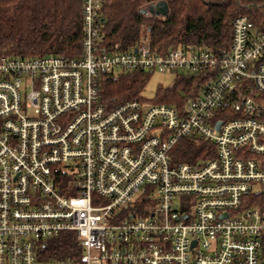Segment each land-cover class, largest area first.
Listing matches in <instances>:
<instances>
[{"label": "built area", "instance_id": "1", "mask_svg": "<svg viewBox=\"0 0 264 264\" xmlns=\"http://www.w3.org/2000/svg\"><path fill=\"white\" fill-rule=\"evenodd\" d=\"M82 0L81 53L0 57V264H264V30L232 22L228 50L103 46ZM204 75L179 110L101 101L116 72ZM182 139L207 145L194 161ZM64 232L78 254L42 259Z\"/></svg>", "mask_w": 264, "mask_h": 264}, {"label": "trees", "instance_id": "2", "mask_svg": "<svg viewBox=\"0 0 264 264\" xmlns=\"http://www.w3.org/2000/svg\"><path fill=\"white\" fill-rule=\"evenodd\" d=\"M100 1L101 44L109 50L146 41L160 53L175 47L204 46L219 56L230 46L235 17L246 15L257 29L264 30V0ZM157 3L166 7L164 15L149 12ZM81 7L82 0H0V57L30 58L48 53L78 57L83 36ZM148 74L127 71L103 77L101 101L111 107L127 99H142ZM205 77L176 74L172 85L158 88L153 101L181 110L198 94ZM206 145L199 139H182L174 155L179 161H194ZM77 254L72 232L41 244L42 259H70Z\"/></svg>", "mask_w": 264, "mask_h": 264}, {"label": "rangeland", "instance_id": "3", "mask_svg": "<svg viewBox=\"0 0 264 264\" xmlns=\"http://www.w3.org/2000/svg\"><path fill=\"white\" fill-rule=\"evenodd\" d=\"M178 74H186L180 72ZM176 79V74L174 73H162L155 71L148 74L147 82L140 93V97L144 100L145 103H152L155 99L156 92L159 87H169L174 83Z\"/></svg>", "mask_w": 264, "mask_h": 264}, {"label": "water", "instance_id": "4", "mask_svg": "<svg viewBox=\"0 0 264 264\" xmlns=\"http://www.w3.org/2000/svg\"><path fill=\"white\" fill-rule=\"evenodd\" d=\"M148 10L149 12L153 14L164 15L166 7L161 3H157V4L151 5Z\"/></svg>", "mask_w": 264, "mask_h": 264}, {"label": "bare ground", "instance_id": "5", "mask_svg": "<svg viewBox=\"0 0 264 264\" xmlns=\"http://www.w3.org/2000/svg\"><path fill=\"white\" fill-rule=\"evenodd\" d=\"M203 82V81H202ZM198 93V92H197Z\"/></svg>", "mask_w": 264, "mask_h": 264}]
</instances>
